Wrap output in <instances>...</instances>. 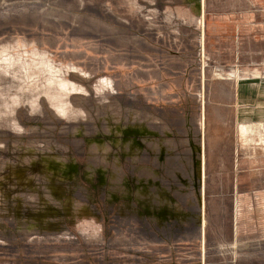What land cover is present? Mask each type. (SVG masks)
I'll list each match as a JSON object with an SVG mask.
<instances>
[{
	"label": "rangeland",
	"instance_id": "1",
	"mask_svg": "<svg viewBox=\"0 0 264 264\" xmlns=\"http://www.w3.org/2000/svg\"><path fill=\"white\" fill-rule=\"evenodd\" d=\"M197 4L0 0V147L76 191L66 235L0 214V264H264V0Z\"/></svg>",
	"mask_w": 264,
	"mask_h": 264
},
{
	"label": "bare ground",
	"instance_id": "2",
	"mask_svg": "<svg viewBox=\"0 0 264 264\" xmlns=\"http://www.w3.org/2000/svg\"><path fill=\"white\" fill-rule=\"evenodd\" d=\"M175 1L190 3L193 10L196 9L195 6L198 5L197 0ZM181 9L183 10V8ZM64 106H67V104L61 103L58 107L65 108ZM125 113L130 120L137 119L138 122L147 125L153 123L152 120H149L148 116L144 115L142 117L137 112L127 111ZM111 115L112 118L116 120L120 115L119 109L117 107L112 109ZM99 116L102 122H105L104 120L108 117L104 111L99 113ZM89 155L91 159L97 162H105L106 149L104 147L94 146L90 149ZM65 156L66 150L61 148H30L22 152L20 148L8 146L0 147V214L4 217H11L22 227L31 230L36 229L26 234L45 236H62L67 234L65 231L61 230L62 226L60 220L54 218V215L58 211L69 213L73 210V205L66 203L61 205L59 201L60 197L63 195L64 189H67L69 195L72 197L75 196L76 191L71 185L64 187L62 181H53L52 179L53 177H59V170L61 169ZM43 166L47 168L42 170ZM208 170L209 169H207V171ZM15 189H21V195L25 196V203L22 204L17 201V204L13 205L10 202L13 197L12 192H15L13 191ZM36 196H43L44 200H40V198ZM86 215V210L77 207V211L73 214V217L80 216V218L83 219L80 223L82 229L81 233L90 234L94 232V229L97 227L95 225L97 222L86 217ZM85 225L87 227H85Z\"/></svg>",
	"mask_w": 264,
	"mask_h": 264
}]
</instances>
